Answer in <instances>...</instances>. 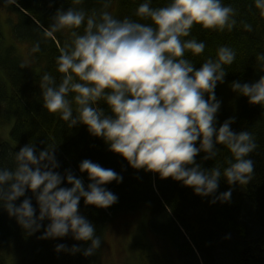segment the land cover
<instances>
[{"label":"clouds","instance_id":"obj_1","mask_svg":"<svg viewBox=\"0 0 264 264\" xmlns=\"http://www.w3.org/2000/svg\"><path fill=\"white\" fill-rule=\"evenodd\" d=\"M103 2V9L90 13L79 7L58 9L51 26L43 29L46 38L61 30L71 34L56 57V69L62 74L59 82L48 72L40 78L43 107L67 122L69 128L87 125L91 135L102 138L131 167L158 173L161 179L171 177L201 197H213L211 203L230 201L231 188L217 195L220 180L225 179L230 186L252 181L255 162L250 154L257 148L250 131L231 128L234 117L217 127L221 101L215 89L224 83L225 66L233 64L236 50L221 45L215 58L209 56L196 68L185 53L198 56L206 44L195 37L185 38L194 25L232 31L238 23L236 9L224 0H169L161 7L143 0L136 16L151 23H142L129 17L116 18L106 10L110 0ZM72 3L80 5L83 0ZM254 4L264 16V0H254ZM240 23L252 31L251 24ZM82 25L80 33L77 30ZM32 50H40L38 42ZM256 61L264 72V52L257 53ZM230 86L250 104L264 107V75L251 83L234 80ZM100 102L108 105L111 114ZM218 145L231 153L225 158L226 166L216 163L206 169L196 162L201 152L205 153L203 160H216L221 151ZM56 148L46 143L39 150L35 142H29L13 153V167L0 166V207L28 235L40 231L42 222L48 220L42 239L63 238L70 233L77 241L90 242L83 250L75 244L71 249L57 244V252L82 251L84 256H91L102 239L95 225L80 213L81 198L85 205L112 206L118 196L106 185L122 182L123 176L84 159L79 169L88 174L86 187L71 170L63 175L57 171ZM65 179L71 187L61 186ZM27 190L35 196L38 216L31 198L16 203Z\"/></svg>","mask_w":264,"mask_h":264},{"label":"trees","instance_id":"obj_2","mask_svg":"<svg viewBox=\"0 0 264 264\" xmlns=\"http://www.w3.org/2000/svg\"><path fill=\"white\" fill-rule=\"evenodd\" d=\"M143 0H110L107 9L116 18L129 17L142 23H151L136 16V9ZM169 0H152V7H161ZM236 9L237 26L232 31L218 32L194 25L189 39L195 37L204 41L206 48L198 56L186 52L196 68L209 56L215 58L221 45L236 50V59L225 66L227 75L224 83H218L215 94L221 101L217 113V127L234 117L231 128L236 131H250L257 148L250 154L255 162L254 177L247 185L230 186L221 179L217 195L232 189L231 199L211 203L213 197H201L189 186L171 177L161 179L158 173L135 169L120 154L109 149L100 137L89 133L87 125L67 126L58 115L50 114L43 107L40 78L51 73L59 82L56 57L65 41L71 39L70 31L61 30L51 38L43 35V29L50 27L58 9L83 8L86 12L100 11L103 0H83L73 5L72 0H17L8 4L0 0V10H5L9 24L7 31L12 43L5 36L0 18V126L10 125L9 136L0 138V166L13 167V153L29 142H35L39 150L47 144L57 145L55 155L60 164L57 169L62 175L71 170L82 178L85 186L90 182L87 172L81 173L79 164L84 159L112 168L123 176L120 183L112 181L106 188L118 196V202L108 208L85 205L83 198L79 211L96 228L101 236L100 248L91 256L81 252L56 251L57 244L69 249L79 245L81 249L90 242L77 241L69 233L63 238L42 239L49 223L43 221L40 231L28 235L0 207V264H97L99 251L104 243L107 228L116 217L149 211L147 230L158 251L141 255L143 264H264V107L250 104L248 98L238 95L231 88V82L258 81L264 75L256 61L257 53L264 52V16L256 8L254 0H224ZM241 21L252 25V31L243 28ZM83 33V25L77 30ZM39 43L40 50L32 49ZM16 43L28 44L30 54H18ZM207 99V94L205 96ZM106 113L111 114L108 105L100 102ZM216 160H203L205 153L197 155L196 162L209 169L219 163L226 166L225 158L231 157L223 145ZM62 187H71L66 181ZM25 198H31L33 206L39 207L31 190L20 197L17 205ZM151 249V247H149ZM173 254V255H171Z\"/></svg>","mask_w":264,"mask_h":264},{"label":"rangeland","instance_id":"obj_3","mask_svg":"<svg viewBox=\"0 0 264 264\" xmlns=\"http://www.w3.org/2000/svg\"><path fill=\"white\" fill-rule=\"evenodd\" d=\"M0 18L7 39L9 34L7 42L11 44V34L7 31L9 24L5 23L8 20L5 10H0ZM15 46L19 55L27 57L30 54L28 44L16 43ZM9 131L10 125L0 126V138H7ZM148 217L149 211L143 209L110 221L97 264H143L141 255L157 252L158 248L147 230Z\"/></svg>","mask_w":264,"mask_h":264},{"label":"bare ground","instance_id":"obj_4","mask_svg":"<svg viewBox=\"0 0 264 264\" xmlns=\"http://www.w3.org/2000/svg\"><path fill=\"white\" fill-rule=\"evenodd\" d=\"M98 257H99V255H98ZM98 257H97V258H98ZM97 263H98V259H97Z\"/></svg>","mask_w":264,"mask_h":264}]
</instances>
